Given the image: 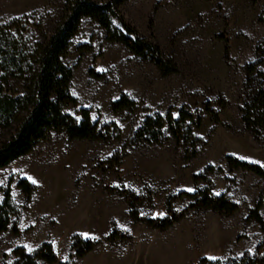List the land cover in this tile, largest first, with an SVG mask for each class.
Here are the masks:
<instances>
[{
    "label": "rangeland",
    "instance_id": "374dc122",
    "mask_svg": "<svg viewBox=\"0 0 264 264\" xmlns=\"http://www.w3.org/2000/svg\"><path fill=\"white\" fill-rule=\"evenodd\" d=\"M64 4L0 0V23L26 18L40 38ZM120 12L176 71L164 76L153 62L108 41L95 22L83 21L64 58L74 69L76 100L66 112L79 120L88 109L104 138L53 134L0 169V202L9 190L16 209L0 233V264H17V249L32 254L47 243L55 264L263 259L264 178L229 166L228 158L264 169V137L242 120L246 67L264 43V0H127ZM123 98L134 105L117 109ZM183 109L202 120L191 126L192 137L176 138L168 127L159 142L137 136L148 117L177 119ZM22 180L32 193L19 187ZM205 189L238 211L200 209L201 195L185 196ZM259 204L262 224L251 217ZM150 220L173 224L163 229ZM79 239L95 243L82 258Z\"/></svg>",
    "mask_w": 264,
    "mask_h": 264
},
{
    "label": "trees",
    "instance_id": "16d2710c",
    "mask_svg": "<svg viewBox=\"0 0 264 264\" xmlns=\"http://www.w3.org/2000/svg\"><path fill=\"white\" fill-rule=\"evenodd\" d=\"M127 0H65L63 11L49 33L35 36L29 20L17 18L0 23V169L30 153L38 144L53 134L64 133L71 140H100L98 122H93L90 111L82 109L80 119L66 112L76 103L70 93L74 69L64 58L68 54L72 40L79 33L83 21L90 19L106 34L110 42L122 43L134 55L153 62L164 76L176 71L171 60H166L160 47L139 35L129 25L120 12ZM118 22L120 27L115 26ZM134 104L123 98L116 103L119 110ZM245 128L257 137H264V43L256 50L255 62L246 67L245 98L242 108ZM201 118L181 110L177 119L171 115L164 118L156 115L148 117L138 131L141 140L159 142L168 127L176 138L192 137L191 126L201 125ZM229 166L252 172L264 178V169L254 164L228 158ZM19 187L30 194L34 190L26 180ZM200 209H211L232 215L238 208L224 197L216 198L211 189L200 194L185 195L196 198ZM260 204L252 211L251 217L263 223L259 214ZM16 214L15 206L7 190L0 202V233L8 230ZM154 227L166 229L173 222L161 221ZM77 256L84 257L94 250L92 241L77 240ZM17 264H55L57 257L51 244H44L32 254L25 249H17ZM261 260L242 258L221 261L202 259L199 264H263ZM69 264V263H64Z\"/></svg>",
    "mask_w": 264,
    "mask_h": 264
},
{
    "label": "snow or ice",
    "instance_id": "6c2138e0",
    "mask_svg": "<svg viewBox=\"0 0 264 264\" xmlns=\"http://www.w3.org/2000/svg\"><path fill=\"white\" fill-rule=\"evenodd\" d=\"M242 159H244V157H241ZM34 183H35V181H33ZM188 191H193V189H188ZM158 215H163V213H161V214H158ZM85 235H87V234H85Z\"/></svg>",
    "mask_w": 264,
    "mask_h": 264
}]
</instances>
